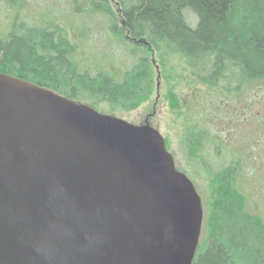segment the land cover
<instances>
[{
	"label": "water",
	"instance_id": "1",
	"mask_svg": "<svg viewBox=\"0 0 264 264\" xmlns=\"http://www.w3.org/2000/svg\"><path fill=\"white\" fill-rule=\"evenodd\" d=\"M200 222L156 130L0 74V264H191Z\"/></svg>",
	"mask_w": 264,
	"mask_h": 264
},
{
	"label": "trees",
	"instance_id": "2",
	"mask_svg": "<svg viewBox=\"0 0 264 264\" xmlns=\"http://www.w3.org/2000/svg\"><path fill=\"white\" fill-rule=\"evenodd\" d=\"M0 2L18 7L22 0ZM64 2L68 7L50 14L46 21L42 17L28 23L14 20L11 30L0 31L1 75L94 110L107 107L109 112L134 111L150 97L155 62L150 54L162 67L170 59L181 60L213 96L239 94L245 85L264 89V0ZM62 10L72 18L96 21L111 53L103 51L90 62L83 47L76 44L88 32L63 25ZM168 92L169 110L181 118L185 148L218 185L236 190L244 202L242 191L247 188L244 192H249L250 181H261L258 170L262 169L255 164V138L226 147L224 138L210 131L201 115H186L173 89ZM263 136L262 131L260 143ZM261 147L264 151V144ZM204 243L202 251L199 245L196 248L191 264H235L214 235Z\"/></svg>",
	"mask_w": 264,
	"mask_h": 264
},
{
	"label": "rangeland",
	"instance_id": "3",
	"mask_svg": "<svg viewBox=\"0 0 264 264\" xmlns=\"http://www.w3.org/2000/svg\"><path fill=\"white\" fill-rule=\"evenodd\" d=\"M67 7L64 0H22L18 7H9L0 2L1 34L12 29L14 20H25L28 23L36 17L34 21L37 22L42 17L46 21L50 14H58L61 8ZM63 11V25L70 26L74 31L84 29L88 32L76 44L83 47L84 55L90 62L96 61L103 51L111 53V48L106 50L110 46L104 41L96 21L72 18L67 16L65 10L61 12ZM69 34V38L73 40L72 31ZM149 58L155 61L150 97L131 112H109L103 106L96 111L134 126L147 123L165 140L176 169L192 183L201 201L199 250L202 251L204 242L210 235H214L225 246L235 264H264V151L261 147L264 140L260 139L262 143L258 140L262 131L264 132V89L258 90L256 86L245 85L239 94L229 95L230 97L222 94L213 96L194 79L181 60L170 59L162 67L152 54ZM169 89H173L174 98L182 105V111L186 115H201L208 129L217 134L219 139L224 138L226 147L241 145L245 138H255V164L262 169L258 170L261 181L256 184L254 178L250 181L249 192H244L247 188L241 190L244 202L236 190L218 185L211 178L210 171L193 159L183 145L181 118L174 116L169 110ZM240 123L244 124L242 129Z\"/></svg>",
	"mask_w": 264,
	"mask_h": 264
}]
</instances>
